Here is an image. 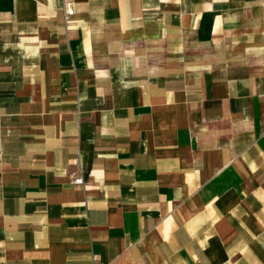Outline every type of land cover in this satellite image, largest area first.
<instances>
[{"label": "crops", "instance_id": "1", "mask_svg": "<svg viewBox=\"0 0 264 264\" xmlns=\"http://www.w3.org/2000/svg\"><path fill=\"white\" fill-rule=\"evenodd\" d=\"M62 4L0 0V264H264V0Z\"/></svg>", "mask_w": 264, "mask_h": 264}, {"label": "built area", "instance_id": "2", "mask_svg": "<svg viewBox=\"0 0 264 264\" xmlns=\"http://www.w3.org/2000/svg\"><path fill=\"white\" fill-rule=\"evenodd\" d=\"M62 7L64 9L63 14H64V18L67 19L73 12H74V8H73V4H72V0H62ZM73 183H81L82 182V177L81 176H75L72 179Z\"/></svg>", "mask_w": 264, "mask_h": 264}]
</instances>
